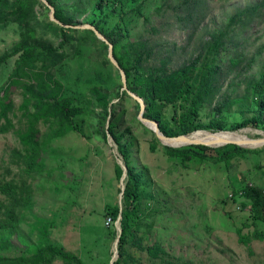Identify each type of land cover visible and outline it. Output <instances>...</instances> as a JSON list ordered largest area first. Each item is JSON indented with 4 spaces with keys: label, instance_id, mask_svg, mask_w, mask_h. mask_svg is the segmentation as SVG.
Returning a JSON list of instances; mask_svg holds the SVG:
<instances>
[{
    "label": "trees",
    "instance_id": "obj_1",
    "mask_svg": "<svg viewBox=\"0 0 264 264\" xmlns=\"http://www.w3.org/2000/svg\"><path fill=\"white\" fill-rule=\"evenodd\" d=\"M47 1L53 6L54 16L62 25L50 20L47 15L46 19L41 18L39 9L43 13L49 12L41 0H0V29L15 24L19 34V40L0 55V63L13 59L8 80L0 85V120H4L0 125V134L15 129L19 139V143L5 148L0 158V264H53L56 261L85 264L79 249H69L54 237V228H61L66 220V215L61 211L55 212L47 224L39 228L36 240L24 238L21 227L34 205V182L42 176L50 177L55 170L64 169L62 162L66 159L59 155H54L56 165L47 167L44 152L51 147L49 139L80 130L85 110L90 106V102L84 101L78 94L60 92L61 84L51 74L66 57L65 44L69 41L67 46L72 45V36L78 31L93 32L63 25L80 24L77 18L89 10L92 14L83 18L82 22L94 26L112 44L113 56L125 73L127 89L143 100V115L157 121L164 135L172 137L195 130L235 131L248 126L264 129V60L254 75L249 74L264 43L249 57L240 53L230 56L227 66L222 59L228 45L233 44L236 30H242L254 21L264 25V0L238 8L222 27L209 32L208 40L204 41L195 56L173 69L169 68L171 60L168 56L156 63L157 44L135 32L137 27L148 24L149 18L142 10L147 0ZM194 3L196 0H181L174 10L184 8V18L190 20ZM110 22L113 26L108 32ZM150 31L157 30L152 27ZM48 33L59 37L56 45ZM234 69H237L235 76L240 79L230 80L233 89L223 94L224 98L213 106L210 118L201 122L199 118L203 109L212 105L222 90L225 75ZM23 78L37 83L36 88L33 85L24 86L27 97L22 100L18 111L27 117V122L23 129H19L13 124L18 112L14 109L10 94L12 85L22 83L19 79ZM242 84V92L233 94ZM49 85L50 90L45 93ZM121 88L118 87L112 95L94 90L102 114L97 115V126L104 143H107L108 133L127 168L121 204L112 194H108L100 213L110 222L102 228L110 235L112 233L113 237L118 235L114 223L118 216L121 217L118 256L113 264H190L183 257L170 253L159 241L150 242L149 232L159 208L155 206L153 192L147 188L142 172L137 171L130 160L128 145L134 139L131 138L130 129L120 132L117 129L116 123L123 113L118 112V103L124 98L130 99L126 90ZM112 96L118 101L112 102ZM251 101L256 105L253 113L249 104ZM135 102L139 109L138 101ZM233 105L245 114L240 121L228 126L223 123L222 115ZM110 110L118 113L113 115ZM40 122L55 127L51 132L53 136L47 140L41 135ZM152 140L151 151L160 146L172 169L189 170L204 165L221 169L223 175L227 173L230 194L227 193L226 198L238 203L240 210H247L240 225L235 228L237 243L251 255V242L264 240L261 225H264V187L252 183L245 171L231 175L229 168L233 165V159L262 153L264 146L246 148L229 143L218 147L202 144L172 147L161 144L155 136ZM256 165L254 163V167ZM113 171L115 178L120 179L122 169L117 162ZM75 178L76 175L72 181ZM72 181L69 180L65 186L71 188L70 193L73 191L74 194L66 199L61 210H69L76 203L81 183L78 182L76 188ZM117 191L120 193V188ZM239 198L242 200L239 201ZM111 256L112 252L108 254L107 264Z\"/></svg>",
    "mask_w": 264,
    "mask_h": 264
},
{
    "label": "rangeland",
    "instance_id": "obj_2",
    "mask_svg": "<svg viewBox=\"0 0 264 264\" xmlns=\"http://www.w3.org/2000/svg\"><path fill=\"white\" fill-rule=\"evenodd\" d=\"M180 1L147 0L142 10L149 18L148 24L135 30L138 35L157 44L154 60L156 63L160 58L170 57V69L195 56L204 41L208 40L209 32L222 27L238 8L258 0H196L190 20L184 18V8L174 10V6ZM38 13L42 19H46V15L49 17L48 11L43 13L42 9H39ZM91 14L92 11L89 10L78 17L77 20L81 22L78 25H90L82 22V19ZM112 26L110 22L107 26L108 32L112 30ZM152 27L157 31L151 32ZM235 33L233 44L228 45L227 51L222 54L226 66L230 56L240 53L249 57L264 43V25L256 21L242 30H236ZM47 35L56 45L59 37L50 33ZM72 38V45L67 46L69 41L65 44L66 57L51 74L54 79L59 80L60 92L78 94L84 101H89L90 106L85 110L82 127L78 131L52 137L51 132L55 127L40 122L44 140L52 137L49 139L51 147L44 152L47 167L56 165L54 155L66 160L62 162V171L55 170L50 177L42 176L34 182V205L21 230L24 238L36 240L39 228L45 226L55 212L61 211V214L66 215V220L61 228H54L55 239L69 249H79L85 264H107L108 254L113 250L116 237L102 228L110 222L100 213L108 194L119 200L117 189L121 184L120 179L115 178L113 168L117 162L116 157L122 161L123 159L113 140H110V144L104 143L102 132L97 126V115L102 114L101 108L97 106L94 90L112 95L118 87H122V82L118 68L108 59V47L107 51L105 50L107 44L94 32L78 31ZM18 40V28L15 24L1 28L0 55ZM263 49L260 56L255 57L257 62L249 74L254 75L261 67L264 60ZM12 66L13 59L0 63V85L8 80ZM236 70L227 72L221 92L211 106L203 109L199 118L201 122L210 118L213 106L224 98L223 94H228L233 89L230 80L240 79L235 76ZM19 80H22V83H15L11 87L10 99L18 112L13 118V124L15 128L23 129L27 117L20 114L18 107L27 97V94L24 95V86L33 85L36 88L37 81L29 78ZM243 86L240 85L233 94L242 92ZM49 90L50 85L45 93ZM111 99L112 102L118 101L114 96ZM118 104V112L123 113L116 123L117 129L119 132L130 129L133 135L131 138H134L128 145L130 160L135 169L142 172L147 181V188L153 192L155 206L159 208L149 232L150 242L159 241L170 253L183 257L190 264H264V240L251 242V255L244 246L237 243L235 228L240 225L247 210H240L238 203L229 197L226 198L227 193L230 194L227 173L223 175L221 169L216 170L204 165L189 170L172 169L160 146L151 151V141L154 142L152 139L157 136L138 119L139 109L135 99L130 96V99L124 98ZM249 104L253 113L256 105L253 101ZM110 111L113 115L118 113ZM244 114L233 105L223 113V123L232 125L240 121ZM3 122L1 119L0 125ZM245 129L252 138H263L258 132L263 133L262 128L248 126L235 131ZM16 143H19V139L15 129L7 134H0V158L5 148ZM254 163L257 164L256 167ZM232 164L229 168L231 175L245 171L252 183L264 187V151L244 158H235ZM74 175L77 178L72 181ZM69 180L75 183L76 188L78 182L81 183L78 187L80 190L75 205L70 206L69 210H61L66 199L74 194L73 191L70 193L71 188L65 186ZM241 200L242 198H239V201ZM261 225L264 228V225ZM114 227L117 231L115 223ZM53 264L62 263L56 261Z\"/></svg>",
    "mask_w": 264,
    "mask_h": 264
},
{
    "label": "water",
    "instance_id": "obj_3",
    "mask_svg": "<svg viewBox=\"0 0 264 264\" xmlns=\"http://www.w3.org/2000/svg\"><path fill=\"white\" fill-rule=\"evenodd\" d=\"M48 8H49V18L50 20H53L55 21L56 23L62 25V23L57 20L54 16V8L51 4H49V2L47 0H41ZM64 27H73V28H82V29H90L92 30L95 35L101 39L103 42H105L108 46V59L110 60V62L118 68L119 72H120V77H121V82H122V89L123 90H126V92L132 96L135 100L138 101L139 103V113H138V119L140 120L141 123H143L145 126L148 127V125L146 123H151L153 125V127L149 128L151 129L155 135L157 136V138L159 139V141L164 144V145H168V146H172V147H179V146H183V145H189V144H202V145H206V146H210V147H218V146H223L225 144H236L238 146H241V147H246V148H257L259 146H262L264 145V139H260L262 140L260 144L258 145H252V146H246V145H241L237 142H234V141H230V142H226L222 145H217V146H214V145H211L209 143H206V142H201V141H189L187 143H184V144H181V145H171V144H168V143H165L164 140H168V139H182L184 138L185 136L193 133V132H196V131H207V130H195V131H192V132H189L187 134H183V135H178V136H172V137H169V136H166L164 135L160 129H159V126H158V122L153 120V119H150V118H147L143 115L144 113V102L143 100L138 97L137 95H135L134 93H132L131 91H129L127 89V85H126V77H125V73L123 71V69H121L116 61V59L114 58L113 56V50H112V44L92 25H63ZM217 133V132H215ZM254 140V138H251ZM250 139V140H251ZM110 140H112L111 136L107 133V142L110 144ZM117 159V163L121 166V169H122V175L120 177V193H119V204H121V199H122V194H123V191H124V179L126 177V171H127V168L124 164V162L116 157ZM120 216H118L117 220L115 221V225H116V229L118 231V235L117 237L115 238V241H114V246H113V250H112V256L110 258V261H109V264H113V261L117 258L118 256V253H117V244H118V240H119V233L121 232V228H120Z\"/></svg>",
    "mask_w": 264,
    "mask_h": 264
},
{
    "label": "bare ground",
    "instance_id": "obj_4",
    "mask_svg": "<svg viewBox=\"0 0 264 264\" xmlns=\"http://www.w3.org/2000/svg\"><path fill=\"white\" fill-rule=\"evenodd\" d=\"M146 124L148 125L149 128L153 127V125L149 122ZM258 132L259 135L260 134L263 135V138L253 140L251 139L252 137L247 134V129H245L241 131L222 130V131H217V133L211 131H196L185 136L182 139H168V140H164V142L171 145H181L189 141H201L217 146V145H222L226 142L234 141L241 145L252 146V145L260 144L262 141L260 139H264V132L263 133L262 131H258ZM213 142H218V143L214 144Z\"/></svg>",
    "mask_w": 264,
    "mask_h": 264
}]
</instances>
